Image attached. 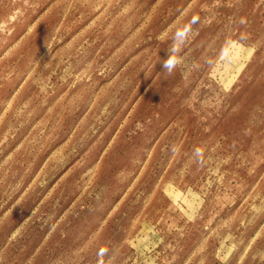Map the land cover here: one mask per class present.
I'll use <instances>...</instances> for the list:
<instances>
[{"label": "rangeland", "instance_id": "374dc122", "mask_svg": "<svg viewBox=\"0 0 264 264\" xmlns=\"http://www.w3.org/2000/svg\"><path fill=\"white\" fill-rule=\"evenodd\" d=\"M0 264H264V0H0Z\"/></svg>", "mask_w": 264, "mask_h": 264}, {"label": "clouds", "instance_id": "9594fccd", "mask_svg": "<svg viewBox=\"0 0 264 264\" xmlns=\"http://www.w3.org/2000/svg\"><path fill=\"white\" fill-rule=\"evenodd\" d=\"M189 31V28L178 29L176 31L173 37V44L168 49L169 55L162 61V69L167 70L168 73L173 72L177 65L180 63V58L174 55V53L179 51V44L183 43L187 39ZM104 251H106V249H101V252Z\"/></svg>", "mask_w": 264, "mask_h": 264}]
</instances>
